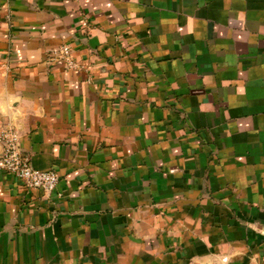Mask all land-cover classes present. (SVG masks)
<instances>
[{
	"label": "crops",
	"instance_id": "0c3cea01",
	"mask_svg": "<svg viewBox=\"0 0 264 264\" xmlns=\"http://www.w3.org/2000/svg\"><path fill=\"white\" fill-rule=\"evenodd\" d=\"M0 69V264H264V0H0Z\"/></svg>",
	"mask_w": 264,
	"mask_h": 264
},
{
	"label": "built area",
	"instance_id": "2783aa9c",
	"mask_svg": "<svg viewBox=\"0 0 264 264\" xmlns=\"http://www.w3.org/2000/svg\"><path fill=\"white\" fill-rule=\"evenodd\" d=\"M53 56L61 59L68 68L85 66L77 60L70 43H63ZM20 136V130L15 123H9L1 129L0 168L20 177L28 187L54 189L59 182V173L54 169H41L33 165L30 153L21 146Z\"/></svg>",
	"mask_w": 264,
	"mask_h": 264
},
{
	"label": "rangeland",
	"instance_id": "374dc122",
	"mask_svg": "<svg viewBox=\"0 0 264 264\" xmlns=\"http://www.w3.org/2000/svg\"><path fill=\"white\" fill-rule=\"evenodd\" d=\"M1 75H4V74H3L2 70L0 69V91H2L3 88L5 87V83H4V80H3Z\"/></svg>",
	"mask_w": 264,
	"mask_h": 264
}]
</instances>
